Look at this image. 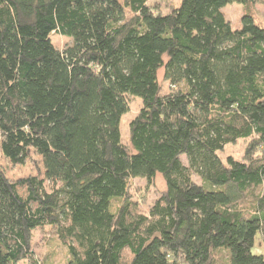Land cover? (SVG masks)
Returning a JSON list of instances; mask_svg holds the SVG:
<instances>
[{
    "label": "trees",
    "instance_id": "16d2710c",
    "mask_svg": "<svg viewBox=\"0 0 264 264\" xmlns=\"http://www.w3.org/2000/svg\"><path fill=\"white\" fill-rule=\"evenodd\" d=\"M255 1L179 0L164 13L147 0H0V154L23 165L33 152L43 167L15 181L0 167V264H38L32 232L45 225L64 264H264L252 250L257 232L264 242ZM234 2L239 28L222 12ZM52 34L71 42L57 48ZM132 96L142 105L126 145ZM238 140L243 158L223 160ZM157 175L164 189L143 212L133 179Z\"/></svg>",
    "mask_w": 264,
    "mask_h": 264
},
{
    "label": "rangeland",
    "instance_id": "374dc122",
    "mask_svg": "<svg viewBox=\"0 0 264 264\" xmlns=\"http://www.w3.org/2000/svg\"><path fill=\"white\" fill-rule=\"evenodd\" d=\"M148 4L155 10L161 12H168L173 6H176L179 0H147ZM252 11L254 16L259 21H264V0H256L252 5ZM222 12L226 20L234 28L240 27V18L243 14V8L241 4L230 3L226 4L222 8ZM130 13L128 12L127 15ZM52 41L57 48H63L65 45L70 44V38L58 34H52ZM158 81L160 84L161 93H166L169 89V83L163 79V68L158 70ZM141 99L137 96L129 97V110L120 119V134L124 144H129V122L139 112L141 108ZM248 141L238 140L235 143L226 145L225 149L220 152V157L225 160L227 157H232L236 160L243 158ZM181 160L186 164L185 156L181 157ZM0 167L3 170L6 177L15 181L20 178L36 177L43 179V167L41 158L30 152L28 159L23 165H13L9 161L5 160L0 154ZM198 182L199 178L194 176ZM46 185H49L45 181ZM165 183L161 175H157L150 181L143 178L133 179L132 199L137 203L143 212H146L150 205L158 198ZM20 191L23 193V188L20 187ZM117 203H115L116 205ZM32 257L38 264H64L67 259L68 252L65 244L59 239L56 231V227L45 225L36 228L32 232L31 241ZM254 253H260L264 256V242L259 232L254 237L252 246ZM17 264H32L30 259H24Z\"/></svg>",
    "mask_w": 264,
    "mask_h": 264
}]
</instances>
